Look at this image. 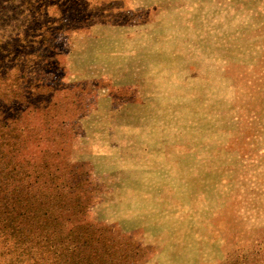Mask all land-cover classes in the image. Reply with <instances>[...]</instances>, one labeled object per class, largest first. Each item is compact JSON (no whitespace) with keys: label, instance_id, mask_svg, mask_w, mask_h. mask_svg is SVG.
<instances>
[{"label":"rangeland","instance_id":"obj_1","mask_svg":"<svg viewBox=\"0 0 264 264\" xmlns=\"http://www.w3.org/2000/svg\"><path fill=\"white\" fill-rule=\"evenodd\" d=\"M44 2L2 23L27 158L142 264L264 262V0Z\"/></svg>","mask_w":264,"mask_h":264},{"label":"trees","instance_id":"obj_2","mask_svg":"<svg viewBox=\"0 0 264 264\" xmlns=\"http://www.w3.org/2000/svg\"><path fill=\"white\" fill-rule=\"evenodd\" d=\"M15 1L0 0V63L12 69L24 53L20 50L40 44L30 25L17 34L16 26L12 31L2 26L5 10L14 22L19 15L28 19L32 15L29 0L11 8L9 4ZM39 9L45 17L44 0ZM8 69L0 66V81L8 79ZM11 81L7 85L10 96L0 92V264H142V256H137L142 247L133 252L130 237L88 220L87 199L71 197L70 184L56 173L49 174L52 166L46 160L35 163L27 158L16 126L17 78L11 75ZM223 264L240 262L228 258Z\"/></svg>","mask_w":264,"mask_h":264}]
</instances>
